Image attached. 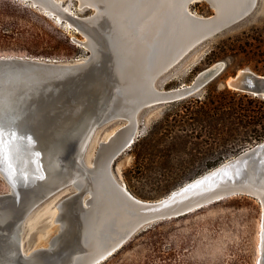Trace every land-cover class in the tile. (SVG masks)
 Listing matches in <instances>:
<instances>
[{
  "label": "rangeland",
  "instance_id": "obj_1",
  "mask_svg": "<svg viewBox=\"0 0 264 264\" xmlns=\"http://www.w3.org/2000/svg\"><path fill=\"white\" fill-rule=\"evenodd\" d=\"M60 1L59 9H72L83 19L93 13L78 9L76 0ZM188 10L187 14L204 18L214 13L205 0ZM105 26L101 19L93 29L103 34ZM70 27L45 17L42 6L32 0H0V53L83 60L90 54L83 43L87 34L73 23ZM216 62L225 66L211 84L187 98L138 112L136 140L112 167L117 183L133 197L157 200L264 141V99L223 86L241 69L264 76V0H257L246 17L194 47L155 84L162 91L189 86L198 72ZM210 99L232 105L237 113L210 104ZM240 109H247L250 116ZM125 124V119H117L94 130L84 152L88 166L99 144ZM3 187L0 193H9L10 185L0 178V190ZM74 192L68 185L30 209L22 219L25 247L47 246L60 227L53 219L55 210ZM261 212L258 202L247 196L221 200L139 230L100 264H259Z\"/></svg>",
  "mask_w": 264,
  "mask_h": 264
},
{
  "label": "water",
  "instance_id": "obj_2",
  "mask_svg": "<svg viewBox=\"0 0 264 264\" xmlns=\"http://www.w3.org/2000/svg\"><path fill=\"white\" fill-rule=\"evenodd\" d=\"M76 1L78 9H92L91 17L96 14L95 1ZM198 1L201 0H186V5ZM205 1L213 7L214 13L205 18L192 17L198 25L195 37L154 74L151 79L153 93L139 101L134 119L144 108L187 98L223 71L225 64L222 62L219 69L208 71L200 78L197 75L189 86L174 91H162L155 84L162 73L194 47L246 17L255 4L234 16L219 19L212 0ZM57 13L86 33L84 24L88 19L62 9ZM87 35L91 42L85 46L90 54L83 60L0 57V125L16 132L14 138L7 137L8 143L0 155V172L12 188L11 193L0 195V264H76L74 257L85 252L81 240V223L85 217L81 212L87 190L79 182L68 180L66 173L74 171L85 180L89 179L90 169L84 161V152L94 130L117 119H125L127 123V117L116 110L113 99L117 77L108 50L110 43L94 29ZM230 78L223 86L264 99V76L241 70ZM87 131L89 137L82 142ZM130 144L121 145L120 131H116L108 141L99 144L94 164L103 156L106 171L114 178V161ZM33 178L46 188L37 189L36 196L32 195L36 193L32 192ZM68 185H72L75 192L59 204L62 221L59 231L48 240L46 247L34 249L31 260L26 259L24 252L28 247H25L22 234V219L40 200ZM128 195L139 210L130 227L103 250L78 264H100L139 230L235 196L250 197L261 207L259 264H264V141L157 200L141 201ZM30 199L32 202H28Z\"/></svg>",
  "mask_w": 264,
  "mask_h": 264
},
{
  "label": "bare ground",
  "instance_id": "obj_3",
  "mask_svg": "<svg viewBox=\"0 0 264 264\" xmlns=\"http://www.w3.org/2000/svg\"><path fill=\"white\" fill-rule=\"evenodd\" d=\"M93 1L97 3L98 10L93 17L86 20L84 29L88 34L101 19L105 21L106 26L103 35L110 43L108 50L112 58L111 62L112 60L114 62V71L117 77L113 97L115 108L119 110L120 114L127 117V123L111 133L104 142L108 141L116 131H120L121 145L131 143V146L136 140L138 132L137 117L134 119L136 107L139 101L153 93L152 77L159 68L170 59L175 58L179 51L189 41L193 40L198 31V25L195 24L192 17H204L187 14L189 10L186 0ZM212 2L216 16L219 19H225L238 14L254 3L255 6L257 0H212ZM32 3L42 6V13L46 17L69 27L72 24L66 20L63 21L57 13L61 5L60 0H32ZM64 9L71 15H76L72 9L66 7ZM86 38V41H83L84 45L91 42L88 35ZM14 56L32 57L0 55V57ZM37 58L42 59L43 57ZM222 64V62H216L198 72V76H196L200 78L208 71L219 69ZM241 70H238L237 73ZM229 79L231 78L229 77ZM185 86L187 85H182V87ZM174 90L171 89L170 91ZM88 137L89 131L85 132L82 142L86 141ZM105 161L106 159L102 156L96 165L92 162L88 166L90 177L87 180L83 176H78L74 171L73 173L70 171L66 173L68 180L86 186L88 194V201L82 200L84 208L81 212L82 217H85L81 223V240L85 252L83 255L74 257L76 264L94 256L126 231L139 211L136 208V202L128 195L130 193L126 187L119 185L116 178L108 174ZM31 172L29 171V173ZM0 178L4 179L1 172ZM32 181V192H36L32 194L33 196L37 195V189L46 190V188L43 189L44 185H40V180L33 178ZM11 192L12 188L9 187V193ZM28 202H32V200L30 199ZM60 213L61 207L58 206L53 219L59 224L62 222L59 219ZM34 249L29 248L24 252L26 259H32L31 255Z\"/></svg>",
  "mask_w": 264,
  "mask_h": 264
},
{
  "label": "trees",
  "instance_id": "obj_4",
  "mask_svg": "<svg viewBox=\"0 0 264 264\" xmlns=\"http://www.w3.org/2000/svg\"><path fill=\"white\" fill-rule=\"evenodd\" d=\"M44 15V14H43ZM45 16V15H44ZM46 17V16H45ZM0 55H19V54H6V53H0ZM19 56H26V55H19ZM38 57H42V56H38ZM43 58H45V57H43ZM49 59H52V58H49ZM53 59H55V58H53ZM214 80V79H213ZM212 80V81H213ZM212 81H210L209 83H208V85L209 84H211V82ZM226 92H227V90H226ZM229 94V93H228ZM210 104H212V105H214V106H216V107H218V108H220V107H225V108H227V109H229V110H232L234 113H237V110L235 109V107H233L232 105H226L225 103H223L222 101H216V103L215 102H213V101H211V99H210ZM240 110H243L242 112H244V116H246V117H249L250 116V114H249V111L247 110V109H240ZM4 189V187L0 190V191H2ZM236 197V196H235ZM231 198V197H230ZM233 198V197H232ZM226 199H228V198H226ZM223 200H225V199H223ZM222 200V201H223ZM209 205H207V206H204L203 208H205V207H208ZM189 214V213H188Z\"/></svg>",
  "mask_w": 264,
  "mask_h": 264
},
{
  "label": "snow or ice",
  "instance_id": "obj_5",
  "mask_svg": "<svg viewBox=\"0 0 264 264\" xmlns=\"http://www.w3.org/2000/svg\"><path fill=\"white\" fill-rule=\"evenodd\" d=\"M8 136L14 138L16 136V132L12 130H7L4 128L3 125H0V155L3 154L4 148L8 143L7 141Z\"/></svg>",
  "mask_w": 264,
  "mask_h": 264
}]
</instances>
